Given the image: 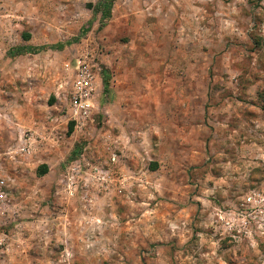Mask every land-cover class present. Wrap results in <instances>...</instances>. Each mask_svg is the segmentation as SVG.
<instances>
[{"label": "rangeland", "instance_id": "1", "mask_svg": "<svg viewBox=\"0 0 264 264\" xmlns=\"http://www.w3.org/2000/svg\"><path fill=\"white\" fill-rule=\"evenodd\" d=\"M97 1L0 0V264H264V0Z\"/></svg>", "mask_w": 264, "mask_h": 264}, {"label": "trees", "instance_id": "2", "mask_svg": "<svg viewBox=\"0 0 264 264\" xmlns=\"http://www.w3.org/2000/svg\"><path fill=\"white\" fill-rule=\"evenodd\" d=\"M113 1L114 0H98L95 3V5L93 6L92 11L93 12L94 11L100 12L101 17L103 19H106L109 16ZM89 5L91 6V4H89ZM23 36H24V38L27 39L29 34L25 32L23 34ZM77 40H78V36H75V37L68 39V40H65V41L55 42V43H50V44H41V45H36V46H32V45L18 46V47L11 48L9 50V54H10V56H17V55L25 54V53L36 54V53H39L41 51L48 50V49L59 50V49H62L66 44L76 42ZM103 81H104V87L106 86V89H107L106 78L105 79L103 78ZM71 128L72 127L70 126V130H71ZM46 170H47L46 164H41L39 166L38 173L43 174L46 172Z\"/></svg>", "mask_w": 264, "mask_h": 264}, {"label": "built area", "instance_id": "3", "mask_svg": "<svg viewBox=\"0 0 264 264\" xmlns=\"http://www.w3.org/2000/svg\"><path fill=\"white\" fill-rule=\"evenodd\" d=\"M85 71V70H84ZM87 74V73H86ZM82 78H83V85H87V80H86V78H87V75H83L82 76ZM83 87V86H82ZM79 112H84V114L85 113H87V110L90 108V106H89V104H87L85 101H83L82 103H80V106H79ZM4 184V180L3 179H1L0 178V199H2L3 197H4V193H2L3 191H1V189H2V187H1V185H3Z\"/></svg>", "mask_w": 264, "mask_h": 264}]
</instances>
